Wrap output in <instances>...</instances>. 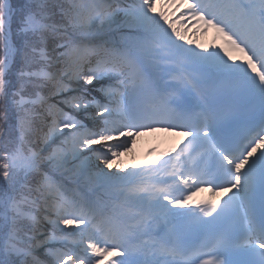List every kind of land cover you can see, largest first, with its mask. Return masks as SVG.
<instances>
[{
  "label": "snow or ice",
  "instance_id": "obj_1",
  "mask_svg": "<svg viewBox=\"0 0 264 264\" xmlns=\"http://www.w3.org/2000/svg\"><path fill=\"white\" fill-rule=\"evenodd\" d=\"M157 2L0 0V264H264V0ZM157 128L187 142L113 171Z\"/></svg>",
  "mask_w": 264,
  "mask_h": 264
},
{
  "label": "rangeland",
  "instance_id": "obj_2",
  "mask_svg": "<svg viewBox=\"0 0 264 264\" xmlns=\"http://www.w3.org/2000/svg\"><path fill=\"white\" fill-rule=\"evenodd\" d=\"M160 9H161V4L159 3V0H158L157 10L159 11ZM171 10L175 11V12L177 11V9H175L174 7L167 9V11L169 13ZM140 136L141 135H139V137H135L134 140L131 142L130 147L127 150H121L120 156H118L117 158H115L113 160V165H114L113 171H116V170L130 171L129 166L131 165V163L137 164L134 167L135 169H139L140 167H142V165L144 164V162L147 159H145V157L142 156L141 152H140V155L136 154L138 149H140V147H142V143H144V142L162 140L163 135H159V134L157 135V134L152 133V136L148 140H139ZM142 137L143 136H141V139H142ZM121 139H123V138H121ZM90 188H92V187H90ZM103 198H104V196H103ZM45 226H47V225L45 224ZM42 251L43 250H38L37 252L41 253ZM43 257L49 258L45 254L43 255Z\"/></svg>",
  "mask_w": 264,
  "mask_h": 264
},
{
  "label": "bare ground",
  "instance_id": "obj_3",
  "mask_svg": "<svg viewBox=\"0 0 264 264\" xmlns=\"http://www.w3.org/2000/svg\"><path fill=\"white\" fill-rule=\"evenodd\" d=\"M173 13H175V15H179V11H176V12H175V11H172V10H171L170 13L168 12L170 18H174ZM210 30H212V29H210ZM202 32L207 33V31H204V30H202ZM198 34H200L199 29L196 28V27H193V26L188 22V25L186 26V30L184 31V35H187L188 37L192 38V41H194V40L197 38ZM219 37L221 38L222 36L220 35ZM222 40H224L223 37H222ZM214 42H215V43L213 44V46H214V48H217V44H218V42H217V41H214ZM224 44H225V42H224ZM225 47H227L226 44H225ZM232 54H233V55H239L238 53H232ZM139 135L143 136V139L146 140V139H148V137L150 136V133H149V131H147V132L140 133ZM139 135H136L135 137H139ZM141 136H140V139H139V140H142V139H141ZM171 136H172V137H171ZM175 137H176V134L169 133V137H168V139H170V141H169V143H168V145H167L166 147H169V146L171 145V143L174 142ZM168 139H167V140H168ZM142 145H143V143H142Z\"/></svg>",
  "mask_w": 264,
  "mask_h": 264
},
{
  "label": "trees",
  "instance_id": "obj_4",
  "mask_svg": "<svg viewBox=\"0 0 264 264\" xmlns=\"http://www.w3.org/2000/svg\"><path fill=\"white\" fill-rule=\"evenodd\" d=\"M13 8H15L19 3L20 0H10ZM61 182V181H60ZM68 187V186H67ZM43 207V201H41L38 205H37V209L39 210L40 208ZM38 259H40L42 261V264H48V262H46L40 255H36Z\"/></svg>",
  "mask_w": 264,
  "mask_h": 264
}]
</instances>
